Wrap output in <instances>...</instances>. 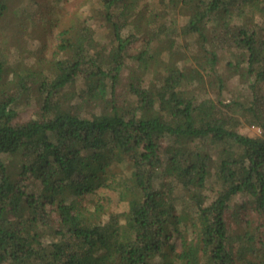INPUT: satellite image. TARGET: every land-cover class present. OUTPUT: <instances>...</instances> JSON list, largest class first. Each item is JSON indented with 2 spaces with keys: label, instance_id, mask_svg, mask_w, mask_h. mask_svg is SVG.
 Segmentation results:
<instances>
[{
  "label": "trees",
  "instance_id": "trees-1",
  "mask_svg": "<svg viewBox=\"0 0 264 264\" xmlns=\"http://www.w3.org/2000/svg\"><path fill=\"white\" fill-rule=\"evenodd\" d=\"M88 1L49 63L0 46V264H264V0Z\"/></svg>",
  "mask_w": 264,
  "mask_h": 264
},
{
  "label": "rangeland",
  "instance_id": "rangeland-1",
  "mask_svg": "<svg viewBox=\"0 0 264 264\" xmlns=\"http://www.w3.org/2000/svg\"><path fill=\"white\" fill-rule=\"evenodd\" d=\"M154 5V4H153ZM9 12L6 14L3 20L0 22V46L5 48L4 57L8 63H23V66L29 67L34 64L39 58H43L49 63V57L52 53L53 46L56 42L55 33L62 27L70 26L68 19L72 17L73 13L80 14L83 17L89 14V1L88 0H10ZM95 13V12H94ZM41 19L45 24L52 19L58 22L57 27L51 28L47 33H40L35 28L33 29L31 19ZM35 22H37L35 20ZM89 22V21H88ZM91 23L93 20L90 21ZM100 23V20H99ZM101 24V23H100ZM102 29L104 27H101ZM124 32L127 31L125 28ZM104 34L99 29V32L95 34V44L98 46L102 38L100 35ZM41 49V52L34 53L36 50ZM217 55L220 57V70L225 73L226 85L230 90L236 91L237 88L244 89L248 86L249 81L243 77L229 74L227 72L226 61L228 59V53L217 49ZM22 62H21V60ZM127 71L121 78V87L117 91L119 98H122L124 94V82L126 81ZM215 78H205V86L208 90V94H212L215 87ZM222 97H226L223 92ZM40 98L35 97L32 100V107H24L20 109L15 121L24 122L33 116V108L40 106ZM238 132L245 135L257 134L255 130L251 128L248 122L243 121L237 128ZM192 146V145H191ZM203 148L210 154L211 163L219 156L220 147H215L209 142L203 143ZM16 160V158H12ZM11 160V159H10ZM11 162V161H10ZM168 179L162 176L158 180V185L166 182ZM176 193L180 195V191L177 188ZM116 199H113V203ZM182 200L178 201V205L181 206ZM121 209V207H120Z\"/></svg>",
  "mask_w": 264,
  "mask_h": 264
},
{
  "label": "built area",
  "instance_id": "built-area-1",
  "mask_svg": "<svg viewBox=\"0 0 264 264\" xmlns=\"http://www.w3.org/2000/svg\"><path fill=\"white\" fill-rule=\"evenodd\" d=\"M251 128H252L253 130H255L257 133H259V132H260V130H259V128H258V127L251 126Z\"/></svg>",
  "mask_w": 264,
  "mask_h": 264
}]
</instances>
